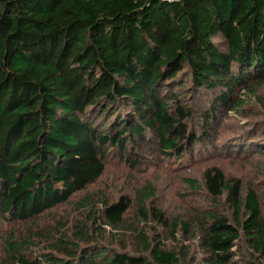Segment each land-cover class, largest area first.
<instances>
[{
    "label": "trees",
    "instance_id": "trees-1",
    "mask_svg": "<svg viewBox=\"0 0 264 264\" xmlns=\"http://www.w3.org/2000/svg\"><path fill=\"white\" fill-rule=\"evenodd\" d=\"M262 87L264 0H0V264H264L260 196L219 167L206 170V189L225 197L234 221L208 208L169 220L142 204L134 252L103 244L98 231L126 228L131 198L87 191L111 150L132 168L147 148L182 158L209 142L223 110L240 114L243 97ZM197 112L201 133L190 126ZM256 136L234 141L244 149ZM86 191L81 203L95 230L69 239L26 226ZM151 216L187 245L167 248L160 234L149 236L142 225ZM45 241L49 254L39 256Z\"/></svg>",
    "mask_w": 264,
    "mask_h": 264
},
{
    "label": "rangeland",
    "instance_id": "rangeland-1",
    "mask_svg": "<svg viewBox=\"0 0 264 264\" xmlns=\"http://www.w3.org/2000/svg\"><path fill=\"white\" fill-rule=\"evenodd\" d=\"M259 89V93L251 97L237 94L246 99L241 113L223 110L210 127L209 142L194 143L192 149L188 150L182 158H166L158 151L147 148L139 152L142 156L140 165L132 168L133 161L127 163L121 161L115 157V150H111L106 159V170L103 176L87 191L88 193L101 192L113 200H117L121 195H128L132 200V207L124 218L127 227H122L120 233H115L106 225L102 226V230H98L103 236L100 238L104 241L103 244L115 250L126 251L127 249L130 252L141 247L134 232L136 230L132 229L133 226L136 229L139 228L138 209L142 204L147 210H150L151 206L162 209L169 220L186 221L194 214V211H203L208 208L210 211L223 212L234 221L232 211L226 205L225 197L213 200L207 192L205 172L213 166L222 169L228 179L241 180L244 191L256 190L260 196L264 216V103L259 99L264 101V87ZM242 113H246L247 116L244 117ZM190 126L201 133L204 124L200 113L197 112L192 116ZM249 130L257 136L253 143L246 144V148L242 149L240 141L245 140L244 136ZM235 139L240 141L236 143ZM87 191L78 193L69 202L48 211L44 217H39L32 225L26 226L38 228L37 231L45 233L50 230L55 233L61 229L63 235L69 239L77 229L90 227L95 230L93 220L88 217L89 210L81 203ZM144 198H146L145 202L142 200ZM97 216L96 226L101 227L102 219L98 214ZM35 223L36 226H34ZM26 226L25 224L16 225L17 235L25 234L22 228ZM142 226L149 236L154 237L153 233L160 234L167 248L178 249L182 245H187L181 231L172 238L170 229L162 228L152 216L151 221ZM240 235L238 248L242 256L249 259L251 254L242 230ZM4 236H7V233ZM157 236L155 238H158ZM51 244L46 241L41 242L40 250L37 251L38 255L49 254L46 250ZM124 246L126 248H123ZM190 252L196 254L199 259L202 258V252L196 246H191Z\"/></svg>",
    "mask_w": 264,
    "mask_h": 264
}]
</instances>
